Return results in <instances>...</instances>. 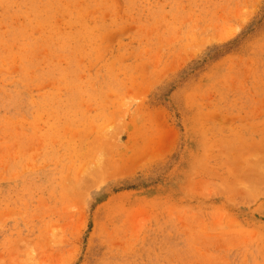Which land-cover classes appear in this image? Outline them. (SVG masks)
I'll list each match as a JSON object with an SVG mask.
<instances>
[{"label":"rangeland","instance_id":"1","mask_svg":"<svg viewBox=\"0 0 264 264\" xmlns=\"http://www.w3.org/2000/svg\"><path fill=\"white\" fill-rule=\"evenodd\" d=\"M0 264H264V0H0Z\"/></svg>","mask_w":264,"mask_h":264}]
</instances>
